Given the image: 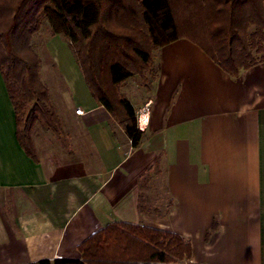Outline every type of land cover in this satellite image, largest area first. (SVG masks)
Returning a JSON list of instances; mask_svg holds the SVG:
<instances>
[{
    "label": "crops",
    "instance_id": "0c3cea01",
    "mask_svg": "<svg viewBox=\"0 0 264 264\" xmlns=\"http://www.w3.org/2000/svg\"><path fill=\"white\" fill-rule=\"evenodd\" d=\"M153 61L149 94L130 100L144 131L135 147L75 61L72 117L89 150L53 162L20 147L0 76V264L78 258L114 221L178 233L187 264H264V61L233 76L186 38Z\"/></svg>",
    "mask_w": 264,
    "mask_h": 264
},
{
    "label": "trees",
    "instance_id": "16d2710c",
    "mask_svg": "<svg viewBox=\"0 0 264 264\" xmlns=\"http://www.w3.org/2000/svg\"><path fill=\"white\" fill-rule=\"evenodd\" d=\"M43 20L69 42L93 99L133 147L144 131L120 86L137 75L152 87L155 49L186 38L233 76L264 61V0H0V76L13 106L17 141L36 162V123L67 146L31 44ZM77 250L78 258L27 264H178L191 255L189 242L178 233L124 221L104 225Z\"/></svg>",
    "mask_w": 264,
    "mask_h": 264
},
{
    "label": "rangeland",
    "instance_id": "374dc122",
    "mask_svg": "<svg viewBox=\"0 0 264 264\" xmlns=\"http://www.w3.org/2000/svg\"><path fill=\"white\" fill-rule=\"evenodd\" d=\"M31 44L41 59L40 77L49 89L50 101L61 119L67 141L66 146V143L64 144L41 122H38L32 133L36 140L37 153L39 152L43 159L49 162L57 161L62 155H68L74 150L87 154L89 143L84 138L79 123L72 117V114H75L73 110L77 107L74 104L83 94V89L69 86L70 82L75 81L77 74L69 42L61 34H53L43 20L40 29L33 35ZM144 87L142 79L134 75L121 84L120 92L129 100L137 102L149 94L143 91ZM150 89L146 88L148 92Z\"/></svg>",
    "mask_w": 264,
    "mask_h": 264
},
{
    "label": "built area",
    "instance_id": "2783aa9c",
    "mask_svg": "<svg viewBox=\"0 0 264 264\" xmlns=\"http://www.w3.org/2000/svg\"><path fill=\"white\" fill-rule=\"evenodd\" d=\"M76 113H82V110L80 108L75 109ZM178 264H187L186 262L178 263Z\"/></svg>",
    "mask_w": 264,
    "mask_h": 264
}]
</instances>
